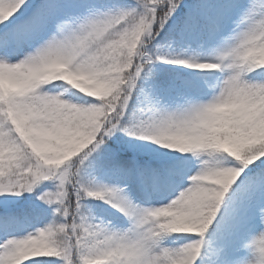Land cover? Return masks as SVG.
I'll use <instances>...</instances> for the list:
<instances>
[{
	"label": "snow or ice",
	"instance_id": "obj_1",
	"mask_svg": "<svg viewBox=\"0 0 264 264\" xmlns=\"http://www.w3.org/2000/svg\"><path fill=\"white\" fill-rule=\"evenodd\" d=\"M0 264H264V0H0Z\"/></svg>",
	"mask_w": 264,
	"mask_h": 264
},
{
	"label": "rangeland",
	"instance_id": "obj_2",
	"mask_svg": "<svg viewBox=\"0 0 264 264\" xmlns=\"http://www.w3.org/2000/svg\"><path fill=\"white\" fill-rule=\"evenodd\" d=\"M184 71L186 73L189 72H201L203 70H197V69H184ZM218 71V70H217ZM101 202V201H100ZM101 204L103 205L104 208H106L105 213H107V215L110 216V219H114L117 215H119V213H116L114 209L110 208L107 204H104L103 202H101ZM108 209V210H107ZM101 219L105 220L104 217H102ZM106 221V220H105ZM107 222V221H106ZM182 241H177V243H181Z\"/></svg>",
	"mask_w": 264,
	"mask_h": 264
}]
</instances>
